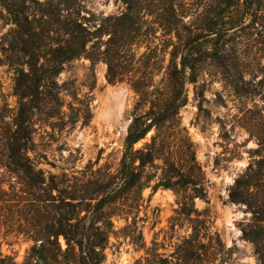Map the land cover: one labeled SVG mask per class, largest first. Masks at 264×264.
Listing matches in <instances>:
<instances>
[{"label":"rangeland","instance_id":"1","mask_svg":"<svg viewBox=\"0 0 264 264\" xmlns=\"http://www.w3.org/2000/svg\"><path fill=\"white\" fill-rule=\"evenodd\" d=\"M15 3H24L36 25L41 13L48 14L56 39L67 11L89 20L92 30L102 26L87 36L85 53L56 63L59 72L54 82L41 83L43 100L31 117L34 150L27 153L58 189L108 185L135 114L171 99L178 106L175 121L157 131L169 159L161 156L138 169L133 188L109 190L119 195L114 202L97 204L103 194L94 192L79 208L83 217L93 206L86 221L97 219L107 231L100 264H260L254 242L244 235L251 212L228 200L234 180L249 167L258 170L262 156L264 161V39L253 26V0ZM4 4L0 0V105L6 103L11 115L18 104L14 79L24 59L14 52L8 57L15 63L6 62L15 24ZM109 65L115 81L108 80ZM176 80L184 81L182 92ZM134 87L146 92L144 100ZM155 133L151 128L132 149ZM187 144L191 162L181 154ZM188 172L190 180L185 176L182 183L179 173ZM180 182L178 193L172 186ZM58 242L64 250L63 236ZM32 244L0 235V264L33 262Z\"/></svg>","mask_w":264,"mask_h":264},{"label":"trees","instance_id":"2","mask_svg":"<svg viewBox=\"0 0 264 264\" xmlns=\"http://www.w3.org/2000/svg\"><path fill=\"white\" fill-rule=\"evenodd\" d=\"M253 3V26L264 39V0H253ZM4 6L15 24L10 34L9 46L4 53L6 62L10 66L15 63L8 57V53L14 52L21 54L24 60L19 64L14 79L13 94L18 99L16 110L9 115L7 104L0 105V235L33 242L29 249V259L33 262L27 260L12 264H100V251L107 239V231L98 225L97 219L86 221L89 209L93 206L86 209L83 217L79 215V208L84 202L92 200L90 196L94 192L103 194L97 204L114 202L119 195L117 191L109 195V190L121 185L127 190L133 188L137 182L134 177L138 169L161 156L164 160L169 159V156H165L157 131L164 122L175 121L178 114L177 103L171 99L158 109L151 106L143 113L135 114L126 135L125 152L119 168L115 174L110 175L113 181L108 185L106 183L95 191L90 188L76 192L58 189L54 178L49 176L46 179L42 170L35 168L27 153L28 150H34L31 117L34 109L43 100L41 83L45 79L54 82L59 72L56 63L85 53L87 36L102 26L92 30L89 20L84 23L76 12L67 11L63 24L58 28L59 35L56 39L51 35L54 30L51 29L52 20L48 19V14L41 13L36 25L35 19L30 18L23 10L24 3L19 7L15 0H5ZM89 58L95 60L91 54ZM180 64L182 70L187 66L185 60ZM107 76L110 81L116 80L110 65ZM175 84L182 92L184 81L176 80ZM134 89L140 99L145 96L146 92L139 87ZM153 127L156 133L151 136V141L133 150V144L144 138ZM136 154L138 165L135 164ZM181 154L190 162L195 160L190 144L181 150ZM263 164L262 156L255 165L258 170L249 167L248 172L238 176L228 189V200L245 205L251 212L252 224L244 231V235L254 242L260 264H264ZM179 176L183 183L185 176L190 180L191 173H179ZM182 183L171 186L179 193L182 191ZM53 190H56V194ZM98 209L101 211L102 207ZM60 235L66 242L64 250L58 242ZM192 256L199 260L196 253Z\"/></svg>","mask_w":264,"mask_h":264}]
</instances>
